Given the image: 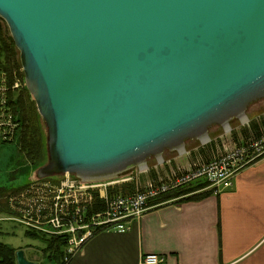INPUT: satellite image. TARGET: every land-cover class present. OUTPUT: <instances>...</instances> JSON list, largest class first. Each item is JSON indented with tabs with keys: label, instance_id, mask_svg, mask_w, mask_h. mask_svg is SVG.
Segmentation results:
<instances>
[{
	"label": "water",
	"instance_id": "95a60500",
	"mask_svg": "<svg viewBox=\"0 0 264 264\" xmlns=\"http://www.w3.org/2000/svg\"><path fill=\"white\" fill-rule=\"evenodd\" d=\"M0 18L48 133L38 180L116 179L264 101V0H0Z\"/></svg>",
	"mask_w": 264,
	"mask_h": 264
},
{
	"label": "crops",
	"instance_id": "0c3cea01",
	"mask_svg": "<svg viewBox=\"0 0 264 264\" xmlns=\"http://www.w3.org/2000/svg\"><path fill=\"white\" fill-rule=\"evenodd\" d=\"M179 200L151 207L129 232H100L67 264H141L147 255L164 256L166 264H264V158L237 174L220 195ZM8 215L0 212V243L26 257L32 252L20 241L26 229Z\"/></svg>",
	"mask_w": 264,
	"mask_h": 264
},
{
	"label": "built area",
	"instance_id": "2783aa9c",
	"mask_svg": "<svg viewBox=\"0 0 264 264\" xmlns=\"http://www.w3.org/2000/svg\"><path fill=\"white\" fill-rule=\"evenodd\" d=\"M18 88L8 83L5 73L0 71V142L12 140L18 127L12 110L8 107V98L12 91ZM245 128L251 122L242 118ZM230 129V127H229ZM233 130L231 139L233 138ZM223 136L216 139H203L201 145L191 151L186 147L176 151L178 158H187L185 166H179L173 159L152 158L156 165L141 166L133 169L135 176H123L120 181H85L67 179L61 187L52 185H38L32 183L27 190L33 197L22 195L19 204L23 208L27 205L34 208L31 213L36 214L45 208V214L40 220H26L17 218L26 230L47 232L54 236H67V254L71 257L77 253L90 239L101 233H126L132 230L135 223L140 221L144 214L151 209L150 202L160 197L179 191L197 181H206L209 186L206 190L213 195H220L231 189L234 180L241 171L251 164L264 158V136L239 142L232 139L231 144L223 143ZM213 143L216 149L212 158L192 156L199 149L206 148ZM152 171L157 172V178H148ZM147 175L144 182L137 181ZM69 178V174H66ZM126 177V178H125ZM130 177V178H127ZM136 183L134 193L115 194L111 191L124 184ZM27 186V187H28ZM26 193V190L25 192ZM32 198V199H30ZM35 202L34 206L30 204ZM97 201L105 203L104 211H95ZM38 210V211H37ZM24 213H26L24 208ZM33 223V224H32ZM70 258H66L68 263ZM166 257L147 255L141 264H166Z\"/></svg>",
	"mask_w": 264,
	"mask_h": 264
},
{
	"label": "trees",
	"instance_id": "16d2710c",
	"mask_svg": "<svg viewBox=\"0 0 264 264\" xmlns=\"http://www.w3.org/2000/svg\"><path fill=\"white\" fill-rule=\"evenodd\" d=\"M0 71L5 73L8 78V83L12 87L14 81L22 79L24 81L25 76L23 75V69L20 61V53L17 50L14 41L11 37L10 31L7 28L6 23L0 18ZM27 95V96H26ZM30 97L29 91L26 87L20 91H12L9 95L8 107L12 110L11 112L17 117L20 124V138L18 148L20 153L25 158L26 162L32 167L38 168L45 162L46 153V140L43 135V129L38 120L39 114L36 111L37 108L35 103L28 99ZM249 128H243L240 131L233 132V140L239 142L240 138L245 140L264 136V115L259 119L251 121ZM216 149V144L199 149L193 154L192 160L195 157H203L205 160H210L213 155V151ZM148 178L156 179L157 172L152 171ZM209 183L206 181H197L179 191L172 194L158 198L157 200L151 201L150 206H159L165 201L170 199H180L179 201L185 200H196L207 197L212 194L211 191L206 190ZM22 189L14 190L16 193ZM136 190V183H129L116 188L111 191L115 194H128L134 193ZM6 188H0V200L8 192ZM11 194V193H9ZM4 195V196H3ZM95 211H104L105 203L97 201L95 204ZM26 232V237L31 240H38L44 244L42 255L44 261L36 264H67L66 258H71L67 254L68 248V237L67 236H41L32 232ZM2 233H0L1 236ZM17 252L18 250L0 243V264H17Z\"/></svg>",
	"mask_w": 264,
	"mask_h": 264
},
{
	"label": "rangeland",
	"instance_id": "374dc122",
	"mask_svg": "<svg viewBox=\"0 0 264 264\" xmlns=\"http://www.w3.org/2000/svg\"><path fill=\"white\" fill-rule=\"evenodd\" d=\"M18 88H15V92L16 91H20L21 89H23L26 86L25 83V79L24 81L22 79H16L13 83V86H17ZM30 94V93H29ZM27 96V95H26ZM31 101H33L35 103V101L32 99V96L30 95V97L28 98ZM36 106V103H35ZM37 108V107H36ZM37 111V110H36ZM38 112V111H37ZM39 114V113H38ZM246 114V119L249 120L250 122L252 120L258 119L259 117L264 115V101L260 100V101H256L255 103L251 104L250 107L247 110ZM14 115V113H13ZM39 123L41 124V127L43 129V135L44 138L46 140V153H45V162L43 163L42 166L46 165L48 162V148H47V129L45 126V123H43V119L42 117L39 115ZM15 119V124L18 125L17 127V131L15 132L16 135H14L15 137L12 140H7V141H3L0 142V187H6L7 191V195H3L4 197L1 198L0 200V212L3 213H8V217L10 219H13V217L16 218H24L26 220H35V222H37L38 220H40V217L43 216L46 212H45V208L43 207L42 210H40V212H36V214H31L34 208L29 207V205L25 206V211L26 213H24V208L21 204H19V199L21 198L22 195L29 197H33L30 193H28V189L30 188L25 187L24 189L13 193V189L12 187H19V186H25L28 183H37L38 185H52V186H59L61 187L62 183H64V181H66L67 179H70V181H74L77 179L76 176L74 175H69V178L67 176H56L53 177L51 179H45V180H38L36 177L37 171L40 167L42 166H38V168L32 167L29 163L26 162L25 158L23 157V155L20 153L19 150V138H20V133H19V129H20V124L17 120V117L14 115ZM243 121L240 120H235L233 122H231L230 124V129L229 128H222V127H216L213 126L210 129L209 132V138H211V140L216 139L218 136H223L222 139L223 143L226 145L231 144L232 139H231V132L233 131H240L241 129L245 128L244 126H242ZM202 141H188L186 143V149L188 151H191L197 147H199L201 145ZM164 159H173L175 160V163L178 165H185L187 164L186 159L187 158H178L177 153H170V152H166L164 153ZM148 166L152 167L153 165H156V161L155 159H150V161L148 162ZM130 175L135 176L133 170L128 171L122 175H120L118 178L116 179H111V181H120L122 179L123 176H127ZM147 175H144L140 178H135V182L140 181V182H144L146 181ZM126 178V177H125ZM130 178V177H127ZM26 190V193H24ZM11 193V194H9ZM32 199V198H30ZM35 202L33 201L30 205L34 206ZM33 210V211H32ZM38 211V210H37ZM42 218V217H41ZM33 224V223H32ZM7 225L5 223H2V226ZM22 225V224H21ZM23 226V225H22ZM27 231V230H26ZM28 232H32L35 234H39L41 236H54L52 234H48L47 232H41V231H36V230H30ZM24 239L20 240L23 242H27L28 244H30L32 247H29L32 249L31 253H28V255H26V259L28 261H30V259H36L38 260L39 263L44 261V256L42 255V250L44 249V244L41 243L38 240H31L29 238H26L25 236H23ZM4 240V239H3ZM25 240V241H24ZM22 242V243H23Z\"/></svg>",
	"mask_w": 264,
	"mask_h": 264
}]
</instances>
